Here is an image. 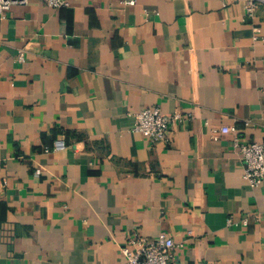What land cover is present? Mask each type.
<instances>
[{
	"label": "crops",
	"instance_id": "crops-1",
	"mask_svg": "<svg viewBox=\"0 0 264 264\" xmlns=\"http://www.w3.org/2000/svg\"><path fill=\"white\" fill-rule=\"evenodd\" d=\"M67 1L0 18V264H123L159 232L173 264H264V188L233 148L264 143V4ZM156 106L184 116L171 146L133 131Z\"/></svg>",
	"mask_w": 264,
	"mask_h": 264
},
{
	"label": "built area",
	"instance_id": "built-area-1",
	"mask_svg": "<svg viewBox=\"0 0 264 264\" xmlns=\"http://www.w3.org/2000/svg\"><path fill=\"white\" fill-rule=\"evenodd\" d=\"M35 1H42L48 8L60 10L70 7L67 0H0V18L5 19L13 6L28 5ZM227 3L244 1L246 14L253 17L258 4H264V0H223ZM128 5H134L135 0H128ZM24 56L21 53L19 60L23 61ZM135 124L133 131L144 136L151 144H163L171 146L172 132L171 125L183 121L184 116L181 113H175L171 116H165L161 108L151 107L142 110L134 115ZM236 134L234 127H222L220 130H213L211 138L214 141L219 139L220 135ZM65 148V142L58 139L52 147H46L45 152L61 151ZM233 148L239 154L245 167L243 171V180L253 188H264V143H249L238 136H235ZM37 174H40L39 172ZM255 222L264 219V214H258L253 217ZM250 224V218L246 217L241 221H234L233 218L227 219L228 226L247 228ZM184 243H177L166 232H159L155 238L148 239L137 237L131 239L120 250L124 259L123 264H173L175 254L178 250L185 248Z\"/></svg>",
	"mask_w": 264,
	"mask_h": 264
}]
</instances>
